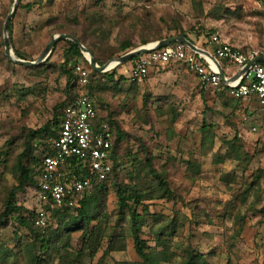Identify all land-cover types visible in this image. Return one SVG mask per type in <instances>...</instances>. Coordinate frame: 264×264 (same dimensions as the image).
<instances>
[{"label":"rangeland","instance_id":"374dc122","mask_svg":"<svg viewBox=\"0 0 264 264\" xmlns=\"http://www.w3.org/2000/svg\"><path fill=\"white\" fill-rule=\"evenodd\" d=\"M28 2L31 19L39 20L40 13L46 16L40 35L70 34L104 63L127 52L120 50L124 42L135 48L137 42L147 44L180 30L191 38L200 34L197 39L211 51V37L218 35L249 54L264 55L263 0H46L49 11L42 10L41 0L20 3ZM12 3L0 9V213L16 184L14 164L25 150L28 130L43 126L52 118L54 106L69 99L66 76L60 72L66 40L57 42L37 65H20L4 54L2 27ZM37 24L29 25L32 32L40 30ZM41 50L42 45L29 44L21 54L35 61ZM82 63L90 67L87 60ZM171 69L174 73L166 75ZM149 71L140 84L117 82L116 75L113 81H106L103 73L96 75L104 84L96 95L121 133L116 152L122 168L106 183V213L115 223L113 186L129 183L130 171H138L132 182L140 186L155 183L146 174L150 167L140 168L151 158V168L166 177L173 192L170 199L145 200L151 212L182 219L184 242L202 252L209 264H264V177L254 181L257 169L264 168V109L255 100L236 102L220 89L202 90L179 64H169L159 77ZM30 146L28 155H42L39 143L30 141ZM17 203L27 210L36 208L34 191L18 193ZM44 209L48 226L50 210L46 205ZM124 225L121 222L118 229ZM11 233L12 227L0 230L10 242ZM84 244L82 231L71 234L70 252ZM136 261L127 234L111 241L105 238L95 257L85 258L86 264Z\"/></svg>","mask_w":264,"mask_h":264},{"label":"trees","instance_id":"16d2710c","mask_svg":"<svg viewBox=\"0 0 264 264\" xmlns=\"http://www.w3.org/2000/svg\"><path fill=\"white\" fill-rule=\"evenodd\" d=\"M20 2L21 0L19 5ZM7 33L10 45L12 43V20L7 24ZM178 35H183L192 43L211 51L206 47L205 42L201 43L197 39L200 34H196L197 38H191L185 30H180ZM166 37L171 36L164 34L151 41ZM144 43L146 42L142 44ZM65 44L62 51L60 72L66 76V92L69 94V99L54 106L52 118L43 126L35 130H28L25 150L18 155L14 164L16 184L8 191L3 204V211L0 213V230L12 227L11 242L0 234V264H19V261H23V264H86L85 258L93 259L105 238L107 241H111L113 238L124 237L126 234L131 238L133 250L139 259L133 264H209L207 257L202 252L184 242L182 230H180L184 226L182 219L169 218L164 214L151 212L148 205L144 203L145 200H152L157 197L173 198V192L168 186L166 177L151 168V158L142 162L140 168L142 166L150 167L146 174L152 177L155 183L140 186L136 182H132L138 176V171H130L129 183L115 182L113 186L117 197L116 222L114 223L110 215L106 213L105 199L108 193L106 183L112 177L116 179L117 172L122 168V163L116 152L121 133L111 113L101 117L109 124L113 136L112 170L105 181L95 186L89 193L84 194L79 205L74 209L68 207L51 208L50 205H46L47 209L50 210L51 222L43 231L34 224L35 208L27 210L17 203L18 193L25 192L27 189L35 192L38 180L33 172V167L40 162L42 157L53 153L52 143L58 137L63 108L68 101L79 93L73 65L76 63L83 64L82 62L86 60L74 42L66 40ZM133 47V44L127 41L122 43L120 50L128 52ZM239 49L248 53L246 49ZM15 54L22 57L18 51H15ZM95 60L100 65L104 64L102 60L97 58ZM87 68L89 69V84L86 87V93L93 98L97 107L106 111L105 106L96 95V91L103 89L104 84H99L96 79L98 72L92 70L91 67ZM114 76V69L103 73L106 81H113ZM123 79L122 76H119L117 82ZM132 83L137 84L134 81ZM235 101L241 102V99ZM260 107L264 109V106ZM203 127L206 129L207 125L204 124ZM30 141H36L43 147L40 157L34 156L31 154L32 152L28 155L31 148ZM73 168L72 165H69L67 174L69 171L72 172ZM263 177L264 168H258L254 181L258 182ZM261 211L264 212V205ZM121 222L125 223V229L120 228L119 230L118 227H121ZM22 229L26 231L24 237L19 232ZM75 231H82L85 244L73 253L70 252L71 234ZM63 251L67 252L65 256L62 254Z\"/></svg>","mask_w":264,"mask_h":264},{"label":"built area","instance_id":"2783aa9c","mask_svg":"<svg viewBox=\"0 0 264 264\" xmlns=\"http://www.w3.org/2000/svg\"><path fill=\"white\" fill-rule=\"evenodd\" d=\"M211 44L214 48L208 51L219 61L223 71H227L224 72V82L211 59L194 52L181 42L152 48L138 55L133 61L129 78L140 84L152 66L176 61L195 75L202 90L219 87L233 98L255 100L264 106L263 63H254L242 78H234L240 68L259 54L246 53L223 41L218 35L211 37ZM73 72L79 93L63 108L58 137L52 143L53 153L42 157L33 167L38 180L34 192L37 204L34 224L42 231L49 223L45 205L74 209L83 195L105 181L112 170L113 136L109 124L99 116L95 101L86 93L89 69L76 63ZM69 165L74 168L67 174Z\"/></svg>","mask_w":264,"mask_h":264},{"label":"water","instance_id":"95a60500","mask_svg":"<svg viewBox=\"0 0 264 264\" xmlns=\"http://www.w3.org/2000/svg\"><path fill=\"white\" fill-rule=\"evenodd\" d=\"M19 1L20 0H13L11 8H10V10H9L4 22H3V27H2L4 53L10 60L16 62L17 64L27 65V66L37 65V64L43 62L49 56V54L52 52V49H53V47L57 41L70 40V41L74 42L80 48L82 54L84 55L89 66L91 67V69L94 70L95 72L101 73V72H105L109 69L108 65L112 61L115 62V64L113 65V66H115L119 63H123V62H126L128 60H131L132 58L137 57L138 55H141L143 53H147L152 48H161V47L167 46L171 43L181 42V43L185 44L188 48L193 50L194 52L202 54V55L206 56L207 58L211 59L216 64L222 81L223 82L225 81L224 71H223L219 61L213 56V54L211 52H209L208 50H206L202 47H199L198 45L192 43L183 35H175V36L163 38V39L152 42L150 45L146 44V45H142V46L133 48V49L129 50L128 52L124 53L123 55H121L115 59L109 60L106 63H104L103 65H99L96 62L95 58L93 57L91 51L88 48H86L85 46H83L75 37H73L70 34H66V33L54 34V35H52L50 41L45 46L41 55L35 61H29V60L21 59L19 57H16L13 54V52L11 51V49L9 48V41H8L9 36L7 33V24L12 19L13 15L15 13V10L19 4ZM256 62H260V63L264 64V55H258L256 57L252 58L251 60H249L242 68H240L237 71L234 78H237V77L242 78L245 75V73L247 72V70H249V68Z\"/></svg>","mask_w":264,"mask_h":264},{"label":"crops","instance_id":"0c3cea01","mask_svg":"<svg viewBox=\"0 0 264 264\" xmlns=\"http://www.w3.org/2000/svg\"><path fill=\"white\" fill-rule=\"evenodd\" d=\"M9 1L10 0H0V9L2 8V6H4ZM45 3H46V0H41L42 10L49 11L50 10L49 9L50 4L49 3L45 4ZM29 8H32V7H31V4L28 2V3H25V4H20V5L18 4V6H17V8L15 10V13H14L12 19H11L12 20V42H13V45L10 46V49L14 53H15V51H18L20 53L21 52L26 53L24 51V48L26 46H28L29 44H34L36 46L42 45V50L40 51V53L37 56V57H39L41 55V53L43 52V50H44L45 46L47 45V43L50 41L52 35L50 37H47L46 38L44 36V34L43 35H40L39 34L40 31H43L46 28V20H45L46 19L45 18L46 16H44V14L42 15V13H40L41 16H38L39 17L38 18L39 20H37L36 18L31 19V17H29L28 14L26 13L27 11H30ZM33 21L38 22L37 25H38V27H39L40 30L37 31V29H35V31H33V32L31 31V29H33L34 27L32 28L29 25ZM222 40L223 41H226L224 39H222ZM60 41H62V40H60ZM57 42H59V41H57ZM226 42H228V41H226ZM137 43H138L137 47L142 46V43L141 42H137ZM150 43H152V42H150ZM150 43H147V44H150ZM144 45H146V44H144ZM23 58L26 59V60H30V61L32 60L29 57H23ZM133 61L134 60L131 59V60H128L126 62L119 63V64H117L115 66H112L108 70H110V69L111 70H113V69L115 70L116 79H118L119 76H122L124 78L123 81L132 83V80H130V78H129V74H130L131 67L133 65ZM169 64H179L180 66L182 65L179 62L170 61V62H168V63H166L164 65H155V66H152V68L150 69V71L152 73H155L156 74L154 77L162 76V74H163L162 72H164V68L166 66H168ZM182 66L185 67L184 65H182ZM121 68L122 69H125L127 73H123L121 71ZM173 69H176V68L174 67ZM185 70L188 73H191L192 76L196 79L195 75L192 72H190L186 67H185ZM107 71H105V72H107ZM172 71L173 70L171 69L170 71L166 72L165 74L168 75ZM224 72L227 73V71H224ZM101 73H104V72H101ZM173 73H174V71H173ZM196 81H197V79H196ZM215 89H217V90L220 89L221 91H224L225 93H227L225 90H222L219 87L218 88H213L211 90H215ZM231 98L234 99V100H237L236 98H233V97H231ZM241 101H244L245 102V101H250V100L249 99H241ZM97 110H98V114L105 112V114H103V115L101 114L99 116H105L106 115V111L104 109L97 107ZM246 114H247V112H246Z\"/></svg>","mask_w":264,"mask_h":264},{"label":"bare ground","instance_id":"6f19581e","mask_svg":"<svg viewBox=\"0 0 264 264\" xmlns=\"http://www.w3.org/2000/svg\"><path fill=\"white\" fill-rule=\"evenodd\" d=\"M149 45H150V44H149ZM114 64H115L114 61L110 62L109 65H108V68H111Z\"/></svg>","mask_w":264,"mask_h":264}]
</instances>
